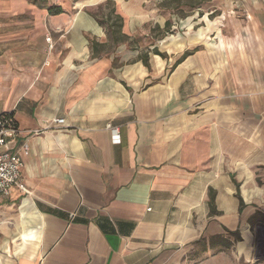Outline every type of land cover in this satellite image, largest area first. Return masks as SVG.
<instances>
[{"label": "crops", "instance_id": "0c3cea01", "mask_svg": "<svg viewBox=\"0 0 264 264\" xmlns=\"http://www.w3.org/2000/svg\"><path fill=\"white\" fill-rule=\"evenodd\" d=\"M104 1L0 0V115L18 127L8 147L27 145L19 185L0 196V264H264V0L178 21L112 0L131 38L171 20L175 40L144 49L165 54L148 67L138 44L91 55L107 41L91 14ZM216 235L230 247H210Z\"/></svg>", "mask_w": 264, "mask_h": 264}, {"label": "trees", "instance_id": "16d2710c", "mask_svg": "<svg viewBox=\"0 0 264 264\" xmlns=\"http://www.w3.org/2000/svg\"><path fill=\"white\" fill-rule=\"evenodd\" d=\"M165 2H173L176 4H181V0H164ZM208 0H185V3L192 6L193 8H198L202 5V3L207 2ZM167 3V4H168ZM50 13L55 12H62L63 9L59 6H50L48 7ZM105 9H107L105 11ZM91 14L96 19L97 23H99L102 27L104 26L106 30V39L107 41L104 43H100L96 41L95 39L90 41L91 45V55L93 57H99L102 50L106 47L107 49H112L114 47H117L120 45V43L128 42L130 47H134L137 44H135V41L133 38L127 36L122 32V16L117 13L115 3L112 0H105L102 4H99L96 6V9H94ZM171 26V22L167 20L164 31L167 32ZM149 53L158 54L162 57H165L164 53H161L156 46L152 48V50L144 51L143 53H139L138 58L142 61V63L148 67L149 66ZM189 52L185 51L184 55L179 58L175 63H178L180 60L184 58ZM174 66V65H173ZM9 116V115H7ZM10 117V116H9ZM209 195V211L210 214H217L218 210L215 208L214 204V193L210 190L208 191ZM243 203L242 199L239 197V209L242 208ZM229 235L233 238V241L241 240V235L239 233V230L237 231H228ZM243 234L245 237V240L242 242H239L238 249L240 251L245 252L246 259L249 258L248 256V247L247 242L250 239L251 235L248 233L247 229H243ZM204 240H197L196 243H199L202 245L203 248H205ZM210 247H215L216 244L221 245L222 247H230L232 242H230L228 239L223 238L222 236H211L208 239Z\"/></svg>", "mask_w": 264, "mask_h": 264}, {"label": "rangeland", "instance_id": "374dc122", "mask_svg": "<svg viewBox=\"0 0 264 264\" xmlns=\"http://www.w3.org/2000/svg\"><path fill=\"white\" fill-rule=\"evenodd\" d=\"M149 2L147 3L149 6H155L157 7L155 10H157V12H162V14H164V17L168 19L170 18H174L177 21L178 20H183V18H185L186 15H190V12H192V10L196 11V8H193L192 6L188 5L185 3V0H181V4H176L173 2H165L164 0H148ZM219 0H208L205 3H202V5L200 6V10L202 12L204 11H212L213 14H218L219 10L217 9L218 5L216 4ZM168 3V4H167ZM215 9V10H214ZM107 9H105L106 11ZM232 15H234V13H232ZM239 16V15H238ZM240 17H246L245 14H242V16ZM171 21V20H170ZM198 27L196 28H192L191 30L193 31H197ZM176 32V31H175ZM174 30L172 31L171 26L169 28V30L167 32L162 31V32H158L157 30L151 31L149 32L147 35H142L139 36L138 34H135V37H133L135 44H138L141 46V50L143 52L144 49L148 48L149 46H151L152 44H155L157 41H161L162 39H165V37L168 36L167 40L164 41V44H159V48L163 49L164 45L170 46L169 42H173L175 40L174 37L169 36L171 34L175 33ZM163 35V36H162ZM201 35V32H199L198 36ZM164 37V38H163ZM129 45V43H128ZM241 211V208L239 209ZM255 235H254V260H261L264 256V227L263 225L261 226H257L255 227ZM214 254H211L209 256H213ZM207 257V258H211V257ZM196 259H194L195 261ZM213 263H216V261H213ZM244 264V263H242Z\"/></svg>", "mask_w": 264, "mask_h": 264}, {"label": "built area", "instance_id": "2783aa9c", "mask_svg": "<svg viewBox=\"0 0 264 264\" xmlns=\"http://www.w3.org/2000/svg\"><path fill=\"white\" fill-rule=\"evenodd\" d=\"M45 40L49 43V47H52L50 36L45 37ZM54 120L57 125L65 122L63 117H58ZM107 126L112 134V141L120 143L121 138L118 128L110 124ZM17 132L18 127L12 117L0 115V196L10 195L13 187L19 185L21 166L23 164L21 151L27 150V145L23 143L19 148L12 150L8 147Z\"/></svg>", "mask_w": 264, "mask_h": 264}]
</instances>
